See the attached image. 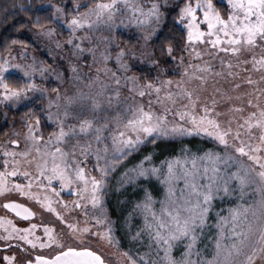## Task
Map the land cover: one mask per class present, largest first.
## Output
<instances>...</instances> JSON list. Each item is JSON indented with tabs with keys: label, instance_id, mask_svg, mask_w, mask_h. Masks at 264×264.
<instances>
[{
	"label": "snow or ice",
	"instance_id": "1",
	"mask_svg": "<svg viewBox=\"0 0 264 264\" xmlns=\"http://www.w3.org/2000/svg\"><path fill=\"white\" fill-rule=\"evenodd\" d=\"M169 2L48 0L50 17L33 23L61 55L52 64L0 59V106H23L26 129L0 143V206L28 221L0 215L7 264H264V0ZM122 29L138 36L121 42ZM11 43L27 55L26 41ZM145 60L155 75L133 70ZM188 137L213 147L193 150ZM158 141L179 147L157 163ZM148 145L112 188L154 183L113 219V173Z\"/></svg>",
	"mask_w": 264,
	"mask_h": 264
},
{
	"label": "trees",
	"instance_id": "2",
	"mask_svg": "<svg viewBox=\"0 0 264 264\" xmlns=\"http://www.w3.org/2000/svg\"><path fill=\"white\" fill-rule=\"evenodd\" d=\"M59 2L60 0H52V3ZM50 14L51 9L48 7V0H0V59H5L13 48L21 45L11 43L13 39L24 40L26 41V44L29 43V38L25 36V33L31 28H36L34 27L33 23L36 17L40 16L41 22L43 23L50 17ZM168 22L170 23V17ZM21 25H23V27H21ZM45 27L57 26L55 24H46ZM57 31L59 34H61L60 28H57ZM134 71L137 73V75L150 74L149 71H144L141 69H135ZM24 110H20L15 114V112L11 111L10 109H3L2 106H0V140L7 136L10 129L9 123L13 118L22 120L21 114ZM5 111L8 112L7 117L4 115ZM42 129L47 134L51 128L46 126L43 122ZM183 143L188 144L193 148V150L196 148L204 149L213 147V144L204 137H188L184 139ZM158 144L160 146L155 150L154 155V160L157 163L166 156L174 154L172 151L173 148L178 149L179 147V142L175 141H158ZM153 147L154 146L152 145H148L147 147L132 153L126 160L118 165L117 170L113 173L112 184L109 186V191L105 197L107 207L113 219H116L117 216H122L131 211L134 202L142 198L143 193L141 189L143 186H147L149 188L152 187L154 182H148L143 179L137 180L135 184L126 185L125 188L121 189L120 192L114 191L112 185L115 184L116 178L124 170L125 165H132L136 163L145 154V152L152 151ZM154 195L157 194L154 193ZM118 200L122 203H118ZM227 206V203L220 204L218 202V207L226 209ZM140 221L141 217L139 214H134L132 216L133 224H139ZM209 223L211 225L214 223V221H210ZM206 231L208 234H211V232L214 231V228H210ZM116 235L120 238L121 247L129 246V241L123 227L117 228ZM181 250L182 249L180 247H177L174 250V254L178 255Z\"/></svg>",
	"mask_w": 264,
	"mask_h": 264
},
{
	"label": "rangeland",
	"instance_id": "3",
	"mask_svg": "<svg viewBox=\"0 0 264 264\" xmlns=\"http://www.w3.org/2000/svg\"><path fill=\"white\" fill-rule=\"evenodd\" d=\"M81 2H85V0H81ZM175 3H176V0H170L169 8H171ZM39 31H40V29H38V28H31L25 33V36L27 38H29V40H28L29 43L26 44V46H27V55L26 56H24V57L20 56V50L22 48H24L25 45H18L9 52V54L6 56V58H9L11 56V57L15 58V62H23V60H28V62H31L29 57L36 56L38 59L44 60L48 64H52L53 58L61 55L60 50L55 48V44L49 38L44 37V36H38L37 33ZM121 32L123 33V37H122L121 42L131 41V38L133 37V35L138 36V34L135 33L134 29H122ZM65 37H66V30L61 32V34H59L57 31L54 39L64 40ZM49 52L52 53L51 56L48 55ZM58 62H61V61L58 60ZM53 66L55 67V65H53ZM135 69H141L144 71H149L150 74L155 75L154 67L152 65L148 64L146 60L142 61V62L137 61L133 70H135ZM46 75H47L46 80H40L39 75L37 74V81L39 83L44 84L46 87L55 86L57 83L55 80V76L51 75V74H46ZM2 108L6 109L4 106H2ZM7 109H10L11 111L15 112V114H16L18 111L24 110V107L19 106L17 108H7ZM43 122L46 126H49L51 128L50 131L52 130V126H51L50 122L42 119L40 131L43 132L45 134V136H47L48 133L46 134V132L42 129V123ZM9 127H10V129L8 131L7 136L4 139L0 140V143H3L5 140H7L9 137L12 136V130L13 129H15L17 131H21V132L26 131V129H24V127H23L22 120H18V118H13L9 123ZM21 140H22V138H21ZM22 143H23V141H22ZM9 195L12 196L13 198H16L19 202L27 203L30 207L33 206L32 201H29L26 197L19 196L18 193H10ZM61 195L64 197L65 200L70 201L72 199V197L69 196L67 194V192H62ZM2 200H3V198L0 197V201H2ZM0 215L8 216L9 218L13 219V221L21 227H27L28 226V221L20 220L19 218L15 217L11 213H9L2 206H0ZM44 216H45V219L50 218L48 213H44ZM33 222L39 223L40 217L37 216L35 219H33ZM89 222L94 223V221H89ZM2 231L3 230L0 229V232H2ZM37 231H38V233L42 232V229H38ZM101 246L103 247V245H101ZM104 250H105V252L112 251V249H109V248H105ZM11 251H12V249L0 248V264H7V261H3V256L11 254ZM42 251H49V249H45Z\"/></svg>",
	"mask_w": 264,
	"mask_h": 264
},
{
	"label": "water",
	"instance_id": "4",
	"mask_svg": "<svg viewBox=\"0 0 264 264\" xmlns=\"http://www.w3.org/2000/svg\"><path fill=\"white\" fill-rule=\"evenodd\" d=\"M21 203V202H20ZM8 212L12 213L10 210L6 209ZM13 215H15V213H12ZM16 216V215H15ZM17 217V216H16ZM17 218H20V217H17ZM35 218V217H34ZM33 218V219H34ZM21 219V218H20Z\"/></svg>",
	"mask_w": 264,
	"mask_h": 264
},
{
	"label": "flooded vegetation",
	"instance_id": "5",
	"mask_svg": "<svg viewBox=\"0 0 264 264\" xmlns=\"http://www.w3.org/2000/svg\"><path fill=\"white\" fill-rule=\"evenodd\" d=\"M21 203H22V202H21ZM9 213H10V212H9ZM11 214H12V213H11ZM12 215H13V214H12ZM14 216H15V215H14ZM15 217H16V216H15ZM35 218H36V217H35ZM35 218H34V219H35ZM19 219H20V218H19ZM20 220L25 221V220H23V219H20Z\"/></svg>",
	"mask_w": 264,
	"mask_h": 264
}]
</instances>
